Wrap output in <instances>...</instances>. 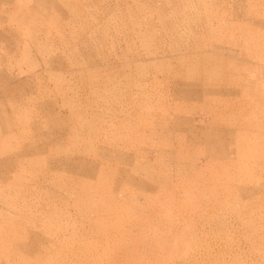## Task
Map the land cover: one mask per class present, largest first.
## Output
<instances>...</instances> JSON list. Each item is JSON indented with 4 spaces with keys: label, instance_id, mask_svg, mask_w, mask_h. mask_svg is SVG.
<instances>
[{
    "label": "rangeland",
    "instance_id": "1",
    "mask_svg": "<svg viewBox=\"0 0 264 264\" xmlns=\"http://www.w3.org/2000/svg\"><path fill=\"white\" fill-rule=\"evenodd\" d=\"M0 264H264V0H0Z\"/></svg>",
    "mask_w": 264,
    "mask_h": 264
}]
</instances>
